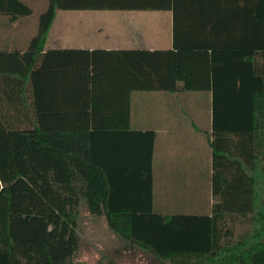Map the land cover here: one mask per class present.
<instances>
[{"label": "trees", "instance_id": "obj_1", "mask_svg": "<svg viewBox=\"0 0 264 264\" xmlns=\"http://www.w3.org/2000/svg\"><path fill=\"white\" fill-rule=\"evenodd\" d=\"M126 1L48 0L15 73L23 83L30 76L32 100L13 117L0 98V264H85V212L156 264H264V0ZM129 9L171 11L173 49L65 52V81L73 72L82 82L91 113L43 100L34 78L54 54L43 52L57 13ZM0 14L16 21L33 10L0 0ZM117 77L125 109L109 99ZM152 92L213 95L210 214L155 208L157 133L130 124L131 94Z\"/></svg>", "mask_w": 264, "mask_h": 264}, {"label": "crops", "instance_id": "obj_2", "mask_svg": "<svg viewBox=\"0 0 264 264\" xmlns=\"http://www.w3.org/2000/svg\"><path fill=\"white\" fill-rule=\"evenodd\" d=\"M25 3L34 9L28 0ZM139 2V0H136ZM135 0H127L129 4H134ZM46 2V1H45ZM94 2V1H92ZM141 2H144L141 0ZM48 5V4H47ZM47 5L45 7H47ZM59 11L56 15L53 26L49 32L47 43L43 53L54 52L48 57L46 73L36 76L34 80L40 85V95L46 94L43 100L53 101V106H60L68 115L83 116L87 112L86 95L83 91L82 82L78 85L74 83L76 77L70 72L65 81V52L67 58L77 56V52H93L97 50L107 52L132 51V50H171L173 49V20L171 11L152 10H84L65 11V15L60 17ZM66 12H77L75 25L73 19ZM42 13V12H41ZM37 15L35 12L31 16L12 21L9 15L0 14V65L3 74H0V98L2 110L7 115L18 117L22 114V100L33 97V82L28 76L24 81L15 75L23 59V55L29 50L31 41L38 35L39 22H34L29 27L28 19ZM69 56V57H68ZM36 69L43 64V59H39ZM67 68L71 69V63H67ZM109 99L115 105L121 104L124 108V101L127 100L126 88L122 86V81L117 77L110 80ZM127 84V82L125 81ZM67 84V86H65ZM76 85V86H75ZM193 93V92H188ZM191 97L182 98L187 112L193 118L191 130H195L197 139L191 143L193 147L198 144L205 145L208 156V166L210 167V179H212V149L210 140L212 139L213 114L211 92H194ZM182 93L155 92L132 93L130 108L131 129L140 131H155L157 133L156 149L158 148V173L159 185L155 181L154 196L155 208L165 213H179L188 215L210 214L214 199L212 196V181L209 180L208 190L210 201L206 205L199 201L197 181L200 180L202 172L201 161L198 156L183 159V149L180 148L183 140V133L186 128L181 126V108L177 103ZM179 96V97H178ZM186 96V95H184ZM178 97V98H177ZM150 104L155 103L153 106ZM159 102L160 105L156 103ZM66 103V110H65ZM125 109V108H124ZM186 123V121H184ZM73 121H69L65 128L74 131ZM206 133L199 136L198 133ZM192 155V154H191ZM163 163H160V161ZM154 154V176L157 180ZM178 175V177H177ZM182 176L185 184L182 189L168 192L169 180L179 179ZM195 213V214H194Z\"/></svg>", "mask_w": 264, "mask_h": 264}, {"label": "rangeland", "instance_id": "obj_3", "mask_svg": "<svg viewBox=\"0 0 264 264\" xmlns=\"http://www.w3.org/2000/svg\"><path fill=\"white\" fill-rule=\"evenodd\" d=\"M29 3L33 6V12H35L37 15L34 14V16L30 17L28 21V26L33 28V24L36 21L37 24L39 22L40 15L46 10V5L48 4V0H28ZM46 1V2H45ZM42 12V13H41ZM70 15V17L73 19V24L68 27V29H71V26L75 25L76 17L78 15L77 12H66ZM65 15V11L61 12L59 14L58 20L60 17H63ZM38 26V25H37ZM155 93V92H152ZM148 93V94H152ZM183 95L180 96V100H178L179 107L181 108L182 114L181 118L179 117L181 126L186 128V132L183 133L184 137L181 141L180 148L183 149L184 154L182 155L183 159L193 157L194 155L198 156V160L201 161V168L202 172L200 174V180L197 181L198 188L196 189V192L199 196V201L201 203H204L205 205L210 201L209 196V190L207 188L210 176V167L208 166L207 160H208V154L205 145L198 144V147H193V145H190L191 143L195 142L194 139H197L195 130H191V124L193 121V118L191 117L190 113L187 112L186 106L184 104V100L181 101L182 98L185 97H191V95H194L195 93H182ZM186 95V96H184ZM178 96V97H179ZM177 97V98H178ZM149 106H153L155 103L150 104L149 101H146ZM157 105H160L159 102L156 103ZM186 121V123L184 122ZM199 136H205L207 135L205 132L200 134H197ZM194 138V139H193ZM158 144V141H157ZM192 154V155H191ZM158 148L155 152V168H156V175H157V189L159 185V173L158 171ZM160 163H163L161 160ZM178 177V175H177ZM187 179H184L182 176L179 177V179H173L169 180L166 183H169V187L167 188V191L174 192L177 189H182V186L185 184V181ZM195 214V213H194ZM83 220L81 222V237H82V244L80 251L78 253L77 260L81 261L85 264H156L155 261L144 255L143 253H131L129 251L125 250L124 245L120 242V240L111 232V230L108 228L107 223L105 219H93L88 216V214L85 212L82 215Z\"/></svg>", "mask_w": 264, "mask_h": 264}]
</instances>
